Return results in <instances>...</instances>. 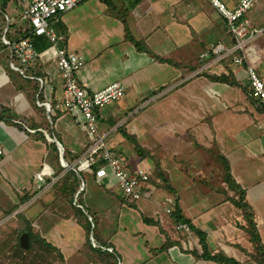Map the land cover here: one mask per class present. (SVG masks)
Wrapping results in <instances>:
<instances>
[{
	"label": "crops",
	"instance_id": "0c3cea01",
	"mask_svg": "<svg viewBox=\"0 0 264 264\" xmlns=\"http://www.w3.org/2000/svg\"><path fill=\"white\" fill-rule=\"evenodd\" d=\"M222 1L229 8L238 3ZM24 8L22 4V12ZM16 10L12 4L14 19L6 13L10 25L24 29L26 22L20 24ZM244 18L264 29V0H257ZM55 29L63 38L61 47L84 57L76 79L87 91L114 81L125 86L123 98L96 109L108 147L125 157L131 152L128 144L134 143L126 133L139 144L142 134V146L159 147V155L155 153L165 180L156 177L151 159L139 164L125 157L130 170L143 167L150 172L143 198L131 203L118 184L112 188L109 176L96 177L92 167L97 162L83 171L79 192L85 191L84 204L95 214L98 237L91 235L89 245L70 198L59 188L60 177L70 168L64 165L58 144L51 141L61 144L67 163L77 166L85 158L87 135L80 120L59 106L63 80L54 62H39L30 73L42 78L43 86L19 73L26 85L20 84L18 95L0 88L5 91L0 100L9 99L17 113L12 120L0 118V177L7 188L1 191L0 212H8L31 194L13 213L26 208L34 230L59 250L61 264H224L203 257L204 250L210 256L223 252L240 263L259 264L251 255L254 245L246 217L222 178L220 157L229 162L233 178L245 191L264 243V105L250 95L246 72L254 62L264 80V31L249 37L247 52L209 0H82L63 14ZM217 43L226 52L215 54L211 46ZM1 45L4 54L8 48ZM10 58L6 55L9 63ZM128 119L127 129L122 128ZM51 144H56L57 153L49 149ZM44 166L52 174L45 176L47 188L42 193L36 190L35 175ZM192 167L198 170L194 174L198 181L187 175ZM21 170L25 171L18 173ZM88 172L98 190L88 191ZM201 184L206 189L201 190ZM40 195L47 206L42 210ZM168 199L174 203L171 213L166 211ZM113 207L117 210L111 217ZM176 208L191 225L175 219ZM106 216L115 228L103 229ZM184 224L189 229L179 227Z\"/></svg>",
	"mask_w": 264,
	"mask_h": 264
},
{
	"label": "built area",
	"instance_id": "2783aa9c",
	"mask_svg": "<svg viewBox=\"0 0 264 264\" xmlns=\"http://www.w3.org/2000/svg\"><path fill=\"white\" fill-rule=\"evenodd\" d=\"M25 5L21 13L22 20L28 23L30 33L35 36L46 37L50 45L44 50L38 51L34 41L29 36H17L11 39L12 34L10 21L5 32L0 37L3 46L9 49L11 58L10 66L21 73L27 79L37 80L41 86L45 83L40 77L30 73L31 68L36 67L39 62H54L56 70L63 80V98L59 106L73 114L80 120L81 127L86 132L87 144L85 147V158L79 162L74 170L85 171L95 162V158L104 161L96 171L97 178H105L112 175L118 184L124 199L131 203H138L144 196V189L149 186L150 172L138 167L129 169V162L124 156L116 155L107 145V135L99 131V122L96 109L102 108L125 96V86L114 81L100 90L89 92L81 86L76 74L84 66V57L75 52L69 51L59 44L63 39L56 32L55 25L60 18L69 10L76 7L82 0H18ZM227 22L230 32L238 39V45L247 46V40L263 33V28L253 27L244 16L251 10L257 0H238L234 8H229L222 0H209ZM215 54L226 52L222 43L211 46ZM248 52V51H247ZM203 55L206 56V53ZM235 61L241 63V58L236 57ZM254 63V62H253ZM251 63L247 67V78L250 86V95L264 105V80L256 70V66ZM47 108L50 103H43ZM51 107V106H50ZM49 111V109H47ZM3 149L0 146V154ZM46 167L36 173L35 178L39 186L43 184L45 176L52 174L46 171ZM167 213H171L174 203L168 199ZM179 227L189 229L188 225Z\"/></svg>",
	"mask_w": 264,
	"mask_h": 264
},
{
	"label": "trees",
	"instance_id": "16d2710c",
	"mask_svg": "<svg viewBox=\"0 0 264 264\" xmlns=\"http://www.w3.org/2000/svg\"><path fill=\"white\" fill-rule=\"evenodd\" d=\"M13 1L15 0H3V7H5L7 4L11 6L12 5L11 3ZM3 12L7 13V11L5 10ZM13 25H10L9 27L12 30L13 34H16L17 36L25 35V36L31 37L38 51L44 50L50 45V42L48 41L46 37L32 35L30 33V27L28 26L27 22H26L24 29L23 28L18 29L16 28L15 25L14 26ZM216 78L222 81H228L225 78H221V77H216ZM235 83L236 82H232V84H235ZM36 90L37 88L35 89V91ZM126 136L134 142L136 150L140 154L143 155V150L141 148V145L136 141V139L127 133H126ZM44 140L46 139L44 138ZM48 147L49 149L56 151V153L58 152L56 144L48 145ZM57 158L59 160L58 154H57ZM65 158H66V153H65ZM220 161H221L220 163L222 166V178L225 181V183L228 185L229 190L234 191V196L237 197L235 198L234 202L239 208L242 209L246 217V220H247L246 231L249 235L250 241L254 245V252L251 255L259 264H264V243H262L260 236L258 234L255 222L253 220L252 210L245 200V191L241 188V186H239L236 183L235 179L233 178L231 174L229 162L226 159H224V157H220ZM95 162H97V164H95L92 167V170L94 172L97 171L98 165L101 166L104 164V161L97 157L95 158ZM75 168H77V166H75ZM63 169L64 168H62V170ZM156 175L159 178H162L163 180H165V177L160 172V169L156 170ZM82 178L84 179L83 171H80V170L76 171L74 169H68L59 179V188L61 192L63 193V195H66L70 198L69 199L70 204L72 205L73 210L78 218V222L85 229L87 236H88V243L89 245H91V242H92L91 235L93 239L95 240L96 238L98 239L96 232H95L96 230L95 220L96 219H95L94 212H91L90 209L86 207L84 204L83 198H84L85 191L82 189L79 192L81 188ZM168 188L172 189V187L170 186ZM77 193L78 195L76 196ZM30 196L31 194L29 193L25 194L21 198L20 203L15 204L12 207V209L8 211V213L11 214L15 210H17L21 205H24L30 199ZM25 209L22 210V212L18 213L19 225L16 228H14L12 232L13 233L12 235H15V236H13L12 239H5L3 242H1L0 253L3 252L4 253L3 255H6L8 257V254L10 253V251H15L16 253L15 257H20L23 261H27L28 264H36L35 261H39L42 264H54V262L58 258L60 259V261H63V257L60 254L59 250L55 248L51 243H49L45 238H43L38 232L34 230V227L32 226V222L26 217ZM179 213H180L179 208H176V210L173 212V215H175V219L178 222L179 221L187 222L190 224V220L184 218ZM24 232H27L29 234L30 245L28 249H24L21 246L20 241H19L21 234H23ZM200 238H201L202 244L205 246L204 244L205 237L202 234H200ZM203 257H209L216 262L224 263V264H243V263L238 262L236 259L232 257L226 256L223 252H220L214 256H210L204 250Z\"/></svg>",
	"mask_w": 264,
	"mask_h": 264
},
{
	"label": "rangeland",
	"instance_id": "374dc122",
	"mask_svg": "<svg viewBox=\"0 0 264 264\" xmlns=\"http://www.w3.org/2000/svg\"><path fill=\"white\" fill-rule=\"evenodd\" d=\"M29 1H31V0H29ZM11 4H13L14 5V9H17L16 11H18V14H16L17 20L21 22L20 24H23L24 21L22 20V17H21V13H22V4H21V2H19V1H17V2L16 1H13ZM8 6H9V4H7L5 6L6 8L3 7V0H0V34H2V33L5 32V29H6V26H7V14L14 19V16L13 15H15V12H11L10 11L11 6H9V7ZM4 10L7 11V14L5 12H3ZM0 41H1V39H0ZM4 51L7 54L6 53L2 54L3 52L0 51V62L2 63L0 65V88L3 87V89L11 92L12 94L13 93L16 94L15 91H17L18 88L21 85H26V81H25V79L22 78V76L19 74L18 71L14 70L10 66L9 62L7 61L6 55H9L10 54L9 49L4 50ZM0 92L3 94V92H5V91H1L0 90ZM16 95H18V94H16ZM6 97L7 96H5V98ZM16 98H18V97L16 96ZM8 103H10V100L9 99H7L6 101H1L0 100V118H3V119L4 118H10L12 120V118H16L17 113H13V111H12L13 108L10 105H8ZM129 119L126 121V123L124 122L122 124V128L127 129L126 125L128 124ZM123 120H126V119H123ZM143 142H145V141H144V138H143V136L141 134V136H140V143L143 145L144 144ZM133 145L135 146L134 143L132 145H129L128 144L129 147H128L127 150H129L131 152H129V154L126 155L125 157L128 160H130L131 162H133V161L135 162V160H138L139 161L138 162L139 164H143V162L145 160H147V159H148L147 161L149 162V160L151 159L152 162H153V164H154L153 165V168H154L153 169V172L156 174V170L157 169H160V167H159V159H158L159 158L158 157V155H159V147L158 146H154V147H152V148L149 149V148L144 147V146L141 145V148L143 150V155H142V154H140L136 150L135 147L133 148ZM155 151L157 152L158 155L155 153ZM2 158L3 157H0V162H1ZM26 165L27 164H24L22 166V168H26ZM142 166H144V165H142ZM73 167L75 168L74 165H73ZM9 168H10V166H9ZM13 168H16V167L13 166ZM190 169H191V167H190ZM10 171H14V170L10 169ZM24 171L25 170H21V171H18V173L21 174ZM196 171H198V170H195V168L192 167V170L189 171V172H187V175L189 176V178L198 181V179H196V177H194V174L196 173ZM33 174H34V170L32 169V170H30L28 172L27 179L31 176V178H30L31 180L30 181H32ZM153 177L154 176H152V179H153ZM156 177L158 178V176H156ZM109 178H110V184H111V186L113 188L117 184V181H116V179H114L113 177H111V175H109ZM91 179L93 180V178L89 176V172H88L87 177H86V183H87V186H88V191H91V190L93 191V188L95 190H98L100 187L96 183H93V181ZM5 182L6 181L5 180H2L1 177H0V195L2 196V198H4V196H3V193L1 191H4L5 189L7 190V188L5 187V185H6ZM34 183H35V181L33 179V183L31 182L30 184H34ZM48 183H50V182L48 181ZM36 184L39 185V182L37 183V181H36L35 186H36ZM46 188L47 187H44V182L40 186H38V187L36 186V190H38L39 192H42V193H43V191ZM200 189L202 190V189H206V188L204 186H202V184H201ZM40 196L42 197V199L40 200L39 204L38 203L37 204L40 207V209L42 210L43 207H47V206L45 205V203L43 201V195H40ZM105 199H108V198L106 197ZM24 209H20V210H24ZM100 210H103V209L100 208ZM112 210H114V211H111V217H114L116 215V210L117 209L115 207H113ZM17 216H18L17 213L16 214L15 213L9 214L8 212H2V213L0 212V244L5 239H12V237L15 236V235H12L13 234L12 232H13L14 228H16L19 225V221L17 220L18 219ZM107 219L108 220H106V223L104 224V228L103 229L104 230H107L108 227L115 228V226L113 225V222H112L111 218L107 217ZM114 222H116V221L114 220ZM3 254H4L3 252L0 253V255H1L0 256V264H28L27 261H23L20 257H15V254H16L15 251H10V253L8 254V257L6 255H3ZM35 262H36V264H42L39 261H35ZM54 264H61L60 259L58 258L54 262Z\"/></svg>",
	"mask_w": 264,
	"mask_h": 264
},
{
	"label": "water",
	"instance_id": "95a60500",
	"mask_svg": "<svg viewBox=\"0 0 264 264\" xmlns=\"http://www.w3.org/2000/svg\"><path fill=\"white\" fill-rule=\"evenodd\" d=\"M52 142H56L61 150V159L64 163V165L68 168L73 169V165L69 164L66 162L65 158H64V154H63V150H62V146L61 144H59L55 139H51ZM20 244L24 249H28L29 245H30V239H29V234L27 232H24L23 234H21L20 236Z\"/></svg>",
	"mask_w": 264,
	"mask_h": 264
},
{
	"label": "bare ground",
	"instance_id": "6f19581e",
	"mask_svg": "<svg viewBox=\"0 0 264 264\" xmlns=\"http://www.w3.org/2000/svg\"><path fill=\"white\" fill-rule=\"evenodd\" d=\"M50 107V106H49Z\"/></svg>",
	"mask_w": 264,
	"mask_h": 264
}]
</instances>
